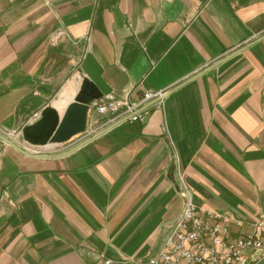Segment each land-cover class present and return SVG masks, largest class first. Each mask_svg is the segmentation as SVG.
<instances>
[{"label":"crops","instance_id":"crops-1","mask_svg":"<svg viewBox=\"0 0 264 264\" xmlns=\"http://www.w3.org/2000/svg\"><path fill=\"white\" fill-rule=\"evenodd\" d=\"M88 52L116 98L164 100L89 108L103 131L43 156L0 140V264L143 259L185 189L232 236L264 218V0H0V133L62 113Z\"/></svg>","mask_w":264,"mask_h":264},{"label":"built area","instance_id":"built-area-1","mask_svg":"<svg viewBox=\"0 0 264 264\" xmlns=\"http://www.w3.org/2000/svg\"><path fill=\"white\" fill-rule=\"evenodd\" d=\"M166 92L167 88L149 90L144 93L142 98L134 101H130L127 94L116 98L109 93L93 100L89 108L94 109L97 115L112 114L110 122L121 118H129L131 122H135L141 114H148L146 104L149 101L154 100L162 104ZM39 115L40 112L33 114L36 119ZM86 123V129L77 133V137L74 138L75 140L70 146L87 140L97 131L99 132L100 126H98L97 117L90 115ZM23 127L2 132V134L17 143L26 152L40 153L36 148L37 145L29 144L23 140ZM66 148L67 146L63 149ZM183 188L185 189V186ZM185 191L181 213L163 227L159 248L156 252L148 254L143 259H129L124 263L103 258L98 264H257L264 259L263 217L257 218L251 229L242 236H232L231 219L228 216L213 209L196 206L188 191L186 189Z\"/></svg>","mask_w":264,"mask_h":264},{"label":"water","instance_id":"water-1","mask_svg":"<svg viewBox=\"0 0 264 264\" xmlns=\"http://www.w3.org/2000/svg\"><path fill=\"white\" fill-rule=\"evenodd\" d=\"M81 63L85 76L74 99L66 105L62 113H59L51 105H45L39 117L22 128L23 140L29 144L46 146L48 143L68 141L75 134L86 129L90 103L112 92L111 87L102 76L101 64L90 52L83 57ZM134 123L138 126L137 121ZM101 131L90 136L85 142L90 141ZM0 140L28 155L43 156L41 154H29L2 133H0Z\"/></svg>","mask_w":264,"mask_h":264},{"label":"rangeland","instance_id":"rangeland-1","mask_svg":"<svg viewBox=\"0 0 264 264\" xmlns=\"http://www.w3.org/2000/svg\"><path fill=\"white\" fill-rule=\"evenodd\" d=\"M75 135H77V134H75ZM75 138V136H73L71 139H74ZM71 139H69L68 141H70ZM49 145V144H48ZM40 149V148H39Z\"/></svg>","mask_w":264,"mask_h":264}]
</instances>
